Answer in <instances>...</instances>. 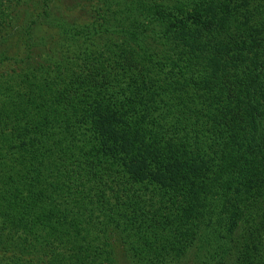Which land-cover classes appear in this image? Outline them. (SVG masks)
Masks as SVG:
<instances>
[{
  "label": "trees",
  "instance_id": "1",
  "mask_svg": "<svg viewBox=\"0 0 264 264\" xmlns=\"http://www.w3.org/2000/svg\"><path fill=\"white\" fill-rule=\"evenodd\" d=\"M13 38L0 264H264V0H0Z\"/></svg>",
  "mask_w": 264,
  "mask_h": 264
},
{
  "label": "rangeland",
  "instance_id": "2",
  "mask_svg": "<svg viewBox=\"0 0 264 264\" xmlns=\"http://www.w3.org/2000/svg\"><path fill=\"white\" fill-rule=\"evenodd\" d=\"M64 1H70V0H64ZM64 4H69L68 2H65ZM70 5V4H69ZM77 12H70L67 14L66 19L70 20L72 17L77 18ZM64 16V15H63ZM78 23L81 21L79 18L75 19ZM52 31V29H50ZM11 46L8 48L9 53L12 54L7 60H4L0 62V71H6L9 68L13 67L16 65V61H19L22 56L24 55V48L23 45L20 44L19 40L17 38H13L11 41ZM5 52V51H3ZM1 53V51H0ZM7 53V52H6ZM110 242L113 248V257L115 264H127L125 261V258L123 256V252L121 250V245L118 244L117 238L114 234L110 236ZM197 255H198V250L196 248L192 249V251L187 254L185 263L184 264H196L197 263Z\"/></svg>",
  "mask_w": 264,
  "mask_h": 264
}]
</instances>
